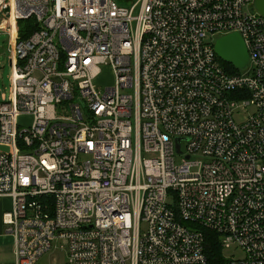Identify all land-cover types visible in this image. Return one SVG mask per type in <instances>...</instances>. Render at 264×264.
Wrapping results in <instances>:
<instances>
[{
	"label": "built area",
	"instance_id": "obj_1",
	"mask_svg": "<svg viewBox=\"0 0 264 264\" xmlns=\"http://www.w3.org/2000/svg\"><path fill=\"white\" fill-rule=\"evenodd\" d=\"M254 0H0L1 216L14 264H264V17ZM36 30L17 40V21ZM237 33L247 66L224 69ZM112 83L101 85V67ZM180 158L176 163L175 158Z\"/></svg>",
	"mask_w": 264,
	"mask_h": 264
},
{
	"label": "rangeland",
	"instance_id": "obj_2",
	"mask_svg": "<svg viewBox=\"0 0 264 264\" xmlns=\"http://www.w3.org/2000/svg\"><path fill=\"white\" fill-rule=\"evenodd\" d=\"M121 5H125L127 0H117ZM7 36L0 33V101L8 100L10 85L8 83V75H10L9 68V57L7 52ZM111 70L108 67H101V72L99 73L98 83L101 85H109L112 83ZM176 163L180 162V158L177 156L175 159ZM60 242L57 241L54 243V248L49 250V253L52 252L53 255L62 253L61 247H59ZM221 256L230 258L234 256L240 258L242 254L240 251H235L234 247H223L221 250Z\"/></svg>",
	"mask_w": 264,
	"mask_h": 264
},
{
	"label": "water",
	"instance_id": "obj_3",
	"mask_svg": "<svg viewBox=\"0 0 264 264\" xmlns=\"http://www.w3.org/2000/svg\"><path fill=\"white\" fill-rule=\"evenodd\" d=\"M253 4L256 11L264 17V0H254ZM213 48L221 61L231 64L234 68L243 70L247 66V51L237 33H230L215 39Z\"/></svg>",
	"mask_w": 264,
	"mask_h": 264
},
{
	"label": "crops",
	"instance_id": "obj_4",
	"mask_svg": "<svg viewBox=\"0 0 264 264\" xmlns=\"http://www.w3.org/2000/svg\"><path fill=\"white\" fill-rule=\"evenodd\" d=\"M0 33L5 35L2 31H0ZM10 206L11 200L9 197L0 196V264H14V252L12 253L14 240L6 232V226L1 222L2 214L10 209ZM65 256L64 250L62 253L55 255H53L52 252H48L47 254L41 256L36 264H62Z\"/></svg>",
	"mask_w": 264,
	"mask_h": 264
},
{
	"label": "trees",
	"instance_id": "obj_5",
	"mask_svg": "<svg viewBox=\"0 0 264 264\" xmlns=\"http://www.w3.org/2000/svg\"><path fill=\"white\" fill-rule=\"evenodd\" d=\"M17 28H18V34H17V40L25 39L30 33L34 32L36 28V23L34 21V17L28 18V19H20L17 21ZM224 69L228 72L230 69H232L231 64H228L226 62H223L219 60ZM216 233L213 231H206L205 236V244H206V250H204L206 258H208V261L210 264H223V259L221 258V246L218 244V240L216 237Z\"/></svg>",
	"mask_w": 264,
	"mask_h": 264
}]
</instances>
